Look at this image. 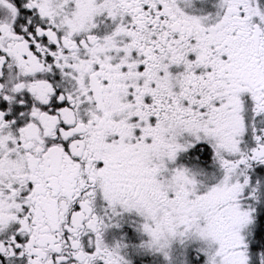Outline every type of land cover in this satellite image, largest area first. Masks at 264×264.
<instances>
[{
	"label": "snow or ice",
	"instance_id": "6c2138e0",
	"mask_svg": "<svg viewBox=\"0 0 264 264\" xmlns=\"http://www.w3.org/2000/svg\"><path fill=\"white\" fill-rule=\"evenodd\" d=\"M0 264H264V0H0Z\"/></svg>",
	"mask_w": 264,
	"mask_h": 264
}]
</instances>
